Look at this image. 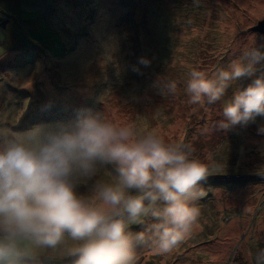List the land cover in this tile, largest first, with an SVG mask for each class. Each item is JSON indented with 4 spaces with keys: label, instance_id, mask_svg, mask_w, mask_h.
I'll return each instance as SVG.
<instances>
[{
    "label": "rangeland",
    "instance_id": "1",
    "mask_svg": "<svg viewBox=\"0 0 264 264\" xmlns=\"http://www.w3.org/2000/svg\"><path fill=\"white\" fill-rule=\"evenodd\" d=\"M262 19L264 0H0V129L23 132L89 108L190 145L192 158L218 166L200 184V226L168 254L137 247L136 264H254L264 249V119L218 127L223 104L248 80L203 108L185 88L191 68L212 74L245 49L264 51V33L253 29ZM107 45L114 51L105 54ZM157 78L175 80L176 94L160 95ZM112 178L109 169L96 179ZM91 187L79 193L91 196ZM31 257L25 264H72L58 250Z\"/></svg>",
    "mask_w": 264,
    "mask_h": 264
},
{
    "label": "clouds",
    "instance_id": "2",
    "mask_svg": "<svg viewBox=\"0 0 264 264\" xmlns=\"http://www.w3.org/2000/svg\"><path fill=\"white\" fill-rule=\"evenodd\" d=\"M201 0H192L199 7ZM114 51L113 45L106 46ZM139 63L150 65L141 57ZM189 103L205 107L248 80L223 104L218 127L231 130L264 119V51L252 47L212 74L191 68ZM175 95V80L153 85ZM264 135V124L257 128ZM183 142L156 129L117 123L82 108L73 119L36 124L23 132L0 129V264H25L35 249L66 253L72 264H136L137 247L168 254L199 228L200 184L215 164L192 158ZM111 170V182L96 179ZM92 182L91 196L79 193ZM142 230L133 232L131 225ZM254 264H264L260 249Z\"/></svg>",
    "mask_w": 264,
    "mask_h": 264
},
{
    "label": "water",
    "instance_id": "3",
    "mask_svg": "<svg viewBox=\"0 0 264 264\" xmlns=\"http://www.w3.org/2000/svg\"><path fill=\"white\" fill-rule=\"evenodd\" d=\"M6 22H7V20H3V21L0 23V25L4 27L5 24H6ZM253 29H254V30H257V31H259V32H261V33H264V19L260 20V21L257 23V25L253 27Z\"/></svg>",
    "mask_w": 264,
    "mask_h": 264
}]
</instances>
